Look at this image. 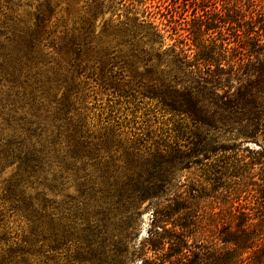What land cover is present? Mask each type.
I'll return each mask as SVG.
<instances>
[{
    "label": "trees",
    "instance_id": "1",
    "mask_svg": "<svg viewBox=\"0 0 264 264\" xmlns=\"http://www.w3.org/2000/svg\"><path fill=\"white\" fill-rule=\"evenodd\" d=\"M10 1L0 0V264H264V149L219 156L226 147L212 134L230 131L239 111L259 126L245 111V83L264 9L254 3L250 21L208 12L191 31L193 55L128 25L108 23L97 38L89 18L58 34L43 14L4 9ZM224 26L232 32L213 37ZM205 34L211 42L199 43ZM98 94L108 97L94 123ZM146 99L155 106L142 107ZM122 102L131 115L118 116ZM159 111L174 116L160 134L148 118ZM71 183L73 210L59 215L56 197ZM146 201L151 222L139 240ZM7 217L24 223L21 238Z\"/></svg>",
    "mask_w": 264,
    "mask_h": 264
},
{
    "label": "rangeland",
    "instance_id": "2",
    "mask_svg": "<svg viewBox=\"0 0 264 264\" xmlns=\"http://www.w3.org/2000/svg\"><path fill=\"white\" fill-rule=\"evenodd\" d=\"M254 3H257L258 9H264V0H11L8 7L5 6L4 9L7 10L9 8V10L15 11L17 15L33 21L36 19V14H43V16L48 17L51 25L55 26L53 28L57 29L58 34L64 30L77 32L82 26H86L88 23L87 18L94 23L95 36L97 38L103 36L102 32L108 23L112 26L121 27L128 25L131 31L137 32L138 34L142 33L148 37L147 31H149L152 33V37L155 34L158 35V40L162 43L164 50L167 49L169 51L172 48L188 49L191 47L193 50L190 52L194 55L197 49L196 43L193 42L194 35L191 31L199 29L198 27L201 24L200 21L207 19L208 12L212 15L217 13L218 16L223 14L226 17L227 15L234 16L240 11L246 14L244 21H250L251 17H249V15L254 7ZM4 4L6 5V2H4ZM150 11L152 12V18H148V13ZM172 11L173 15L170 16ZM255 17L257 28L260 29V26L264 27L263 18H261L259 14ZM137 18L140 20L147 19L145 28L140 29L138 25L135 24V19ZM259 24L260 26H258ZM234 25L237 26L238 24L236 23ZM150 26H152V29ZM155 26L159 28L158 32L155 31ZM226 27L227 26L218 28L213 32V37L217 39L225 32H232V30H227ZM205 29L204 24L201 30L207 32ZM241 32L244 33L245 28H241ZM259 33H261V48L250 57V72L248 80L245 83L247 88L245 111H248V114L255 122L258 121L257 123H259V126L255 128L254 126L248 125L247 120L241 118L242 115L239 111L236 122L230 131L224 129L212 132L213 136L217 138V146L224 145L226 147L225 151L221 152L219 156H223L224 153H226L227 156L234 154L235 152H232L236 150L234 146H238V148L240 147L242 150L246 147L250 149H264V29L259 30ZM206 39H208L207 34L200 38L199 43L211 42L208 40L206 41ZM202 40L205 42H202ZM224 64H226V62H224ZM242 86L243 82L239 80V77L233 78L232 91L237 95L238 99L240 98V93L243 91ZM94 89L99 88L95 87ZM107 97V94H98L97 100L93 98L89 99L91 102L90 104H95L96 106L92 113V116H94V123H98L99 118L97 112L99 113L101 106L107 104ZM261 99L263 100L262 103H260ZM147 103H149V99L144 101L142 107L146 106V109L153 108L156 101L151 100L150 105ZM239 105H241L240 99ZM117 108L118 116L124 117L125 114L131 115L130 109L126 110L127 105L124 102ZM146 109H140L138 115L141 116ZM173 117L172 113H162L161 111L152 113L148 116V118L151 119L152 128L159 134L161 133V127L166 130L172 126L173 120L169 119ZM231 148H233V150ZM180 175L181 174H179L178 180L190 174L188 171H184L181 178ZM261 179V176H255L253 182L254 188L258 189V183L262 182ZM68 185L69 186L64 188V192L56 197L58 204L61 203L59 215L67 214L70 210H73L72 205L74 202L71 205L70 200L67 198V194L75 195L77 194V190L74 183ZM49 196L53 197V194L50 193ZM242 199L243 203L255 201L250 194H244ZM148 203V201L144 202L141 207L140 225L136 230L139 240L145 238L151 222L152 209L147 208ZM51 212V209H49L48 214L50 215ZM5 213L8 214V210H5ZM23 224L24 223L17 217H7V219H5V226L7 225L11 228L7 229H9L12 234L18 233L19 238L23 236ZM60 259H62L61 261L63 264L65 258L61 256Z\"/></svg>",
    "mask_w": 264,
    "mask_h": 264
}]
</instances>
